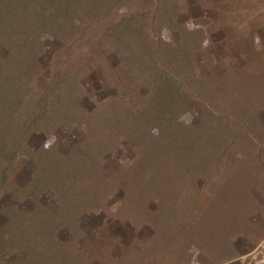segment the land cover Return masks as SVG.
I'll use <instances>...</instances> for the list:
<instances>
[{
    "label": "trees",
    "instance_id": "1",
    "mask_svg": "<svg viewBox=\"0 0 264 264\" xmlns=\"http://www.w3.org/2000/svg\"><path fill=\"white\" fill-rule=\"evenodd\" d=\"M180 1L0 0L5 52L0 95H9L10 80L18 85L16 96L0 102V188L15 200L32 202L26 211L0 209V255L23 250V264H82L73 249L78 218L114 190L122 192L120 219L152 230L149 240L136 243L118 264H191L192 248L217 264L236 255L231 237L246 225L245 211L253 210L247 207L251 200L242 198L241 180L261 185L257 174L264 175V150L256 152L252 139L258 138V107L229 84L235 74L220 81L195 75L190 58L200 46L201 28L185 31L179 40L164 38L163 30L178 26ZM45 35L65 47L53 54L51 79L34 94ZM78 52H90L85 68L95 63L94 69L117 85L119 97H109L101 107L78 104L82 85L68 83L69 76L55 68ZM106 54L118 62L111 66ZM190 97L208 106L196 125L175 119ZM62 119L86 129L77 149L63 154L53 143L26 147L31 133L48 135ZM126 138L133 141L136 160L106 175L102 157ZM239 147L245 151L242 159ZM25 152L33 171L20 186L9 180L10 168ZM47 189L56 212L39 201ZM61 228L69 240L57 238Z\"/></svg>",
    "mask_w": 264,
    "mask_h": 264
},
{
    "label": "rangeland",
    "instance_id": "2",
    "mask_svg": "<svg viewBox=\"0 0 264 264\" xmlns=\"http://www.w3.org/2000/svg\"><path fill=\"white\" fill-rule=\"evenodd\" d=\"M177 7L175 18L178 26L163 30L162 35L167 41H173L184 38L185 31L189 29L203 30L200 46L193 51L190 58L195 75L209 81H220L235 74L229 84L235 88L236 93L258 107L255 112L258 138L252 139L256 152L259 149L264 150V101L261 100L264 95H259L260 91L264 94V0H202V3L182 0ZM41 44L42 51L36 58L40 75L35 81L34 94L40 93L51 79L54 68L53 54L65 47V43L51 35L43 36ZM4 53L0 45L1 58ZM90 57V52H78L65 57L66 59L55 67L62 71L63 76L67 74L66 79L69 76L68 83L78 82L82 85L84 91L78 99V104L86 109L100 106L111 96L119 97L117 85L95 70V63L92 69L85 68L84 63ZM118 59L115 55L106 54V60L111 66L115 65ZM17 86L14 80L5 85L8 96L18 94ZM253 87H256L258 93L253 92ZM140 93L142 94L143 90L140 89ZM8 96L4 94L3 98L0 95V102L7 103ZM246 99L244 102H248ZM207 107L203 101L190 97L178 109L175 119L196 125ZM85 138L86 129L83 126L62 119L48 135L41 132L31 133L25 144L26 147L35 149L53 143L59 152L66 154L77 149ZM132 142L127 138L120 140L105 152L101 168L106 175L126 169L136 160ZM238 152L242 159L245 155L243 147H239ZM32 171L33 164L25 152L11 166L9 180L20 186L24 185ZM257 175L261 185L257 182L254 185L247 179L241 180L242 198L251 200L247 207H252L253 210L249 208L245 211L246 225L240 233L231 237L236 255L219 264H264V175ZM201 192H204L203 189ZM121 197L122 192L114 190L103 199L100 206L82 213L78 218L80 235L76 237V246L73 249L78 252V259L82 264H118L130 248L136 247V243L142 242L143 245L149 240L152 231L149 227L133 228L118 216ZM39 201L49 211L56 212L58 209L50 189L42 193ZM8 206L26 211L31 209L32 202L29 199L15 200L5 189L0 188V209ZM1 221L0 215V223ZM56 236L59 240L67 241L71 235L61 228ZM26 255L23 250H8L0 255V260L9 264H23ZM191 255V264H217L195 248L191 249Z\"/></svg>",
    "mask_w": 264,
    "mask_h": 264
}]
</instances>
